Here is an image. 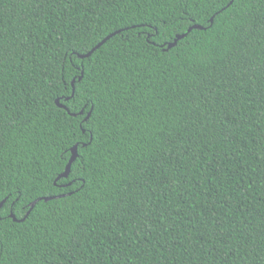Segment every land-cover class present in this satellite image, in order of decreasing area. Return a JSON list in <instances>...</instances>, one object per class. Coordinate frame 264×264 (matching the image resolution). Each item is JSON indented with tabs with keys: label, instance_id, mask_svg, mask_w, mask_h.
I'll list each match as a JSON object with an SVG mask.
<instances>
[{
	"label": "trees",
	"instance_id": "trees-1",
	"mask_svg": "<svg viewBox=\"0 0 264 264\" xmlns=\"http://www.w3.org/2000/svg\"><path fill=\"white\" fill-rule=\"evenodd\" d=\"M0 139V264H264V0H0Z\"/></svg>",
	"mask_w": 264,
	"mask_h": 264
},
{
	"label": "snow or ice",
	"instance_id": "snow-or-ice-1",
	"mask_svg": "<svg viewBox=\"0 0 264 264\" xmlns=\"http://www.w3.org/2000/svg\"><path fill=\"white\" fill-rule=\"evenodd\" d=\"M229 2H234V0H226V3H229ZM217 15H219V12H217ZM197 26V23L196 21L193 19L192 21V24L186 28L184 30V33L183 35L181 36H177L176 37V40H180V39H183V36L184 35H187L188 32L192 31V28L193 27H196ZM159 31V30H157ZM103 43V40L101 42H99L96 47H100V45ZM171 47V46H170ZM95 50V48L93 49V51ZM89 56H91V52L88 53ZM67 88H69V95L63 97L64 99H74L76 96H77V90H76V86H75V83L73 82L71 85H66ZM58 104L60 103L59 100L56 101ZM87 107H90L92 110H95L96 109V103L92 100L91 97H88L83 106L81 107L80 109V112L83 113V108H87ZM92 115V112L89 111L86 116L83 117V120L82 122L80 123V127L85 129V131H88L90 128H91V125L87 124V119L88 117H91ZM94 141H97V135H90L87 139V143L85 144V147L86 148H90V150H94V148H91L90 146L93 145V142ZM0 144H2V139H0ZM79 148V140H72L71 143H65L64 146L62 147L61 151L63 153H68L70 154V160L67 162L68 163V168L69 170H71V163L73 161H76L77 159H79L80 161H84V155H83V152L82 151H78L77 149ZM66 174V173H65ZM60 176L57 175V176H53L52 177V180L53 182L55 183L56 181L60 180ZM0 181H2V176H0ZM75 182V181H73ZM77 190H79V186L77 188ZM40 197H43L45 196V193L43 192H40L38 194ZM126 194H122L121 198H125ZM7 198V195H5V197L3 198H0V207L3 206V200ZM35 199V198H34ZM38 202V201H37ZM34 207V205H33ZM28 212L30 213L31 212V209H28ZM6 214H3V215H0V221H2L4 218H5ZM27 217L25 216V219Z\"/></svg>",
	"mask_w": 264,
	"mask_h": 264
},
{
	"label": "water",
	"instance_id": "water-1",
	"mask_svg": "<svg viewBox=\"0 0 264 264\" xmlns=\"http://www.w3.org/2000/svg\"><path fill=\"white\" fill-rule=\"evenodd\" d=\"M194 28H203L202 26H200V25H197L196 27H194ZM120 31H117V32H114V33H112V34H110V35H108L106 38H104L103 39V43L102 44H104L109 38H111L112 36H114L115 34H117V33H119ZM183 35V34H182ZM179 36H181V35H179ZM185 36V35H184ZM183 36V37H184ZM101 44V45H102ZM177 44V40L175 39L173 42H171V43H169L168 44V47H167V49H169V48H171V47H173V46H175ZM100 45V46H101ZM171 46V47H170ZM95 48V50H97L99 47H94ZM94 48H92V50H90L89 52H91V54L95 51H93V49ZM89 52H87L86 54H84V55H82V57H88L89 55H88V53ZM59 106H61V107H63V108H66L67 109V107L65 106V105H62V104H58ZM74 162V161H73ZM72 162V163H73ZM72 163H71V165H72ZM69 172H70V170H69V168H68V164H67V166H66V170H65V172L61 175V177H67L68 176V174H69ZM66 173V174H65ZM52 197H45V200H49V199H51ZM40 199H37V200H35L34 202H32V204H31V207L33 208V205L35 206V204L37 203V201H39ZM29 213V212H28ZM12 217L14 218V220H17L16 218H15V216L14 215H12Z\"/></svg>",
	"mask_w": 264,
	"mask_h": 264
}]
</instances>
